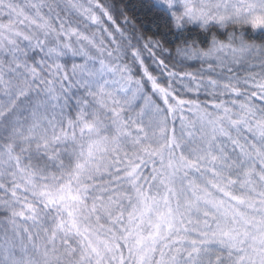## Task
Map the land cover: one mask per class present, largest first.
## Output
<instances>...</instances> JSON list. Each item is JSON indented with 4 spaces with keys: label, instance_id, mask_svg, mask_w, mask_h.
<instances>
[{
    "label": "snow or ice",
    "instance_id": "obj_1",
    "mask_svg": "<svg viewBox=\"0 0 264 264\" xmlns=\"http://www.w3.org/2000/svg\"><path fill=\"white\" fill-rule=\"evenodd\" d=\"M0 264H264V0H0Z\"/></svg>",
    "mask_w": 264,
    "mask_h": 264
}]
</instances>
